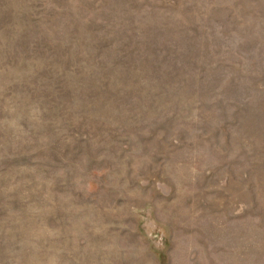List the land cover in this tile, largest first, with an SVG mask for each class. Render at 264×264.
Wrapping results in <instances>:
<instances>
[{"label": "rangeland", "instance_id": "rangeland-1", "mask_svg": "<svg viewBox=\"0 0 264 264\" xmlns=\"http://www.w3.org/2000/svg\"><path fill=\"white\" fill-rule=\"evenodd\" d=\"M0 264H264V0H0Z\"/></svg>", "mask_w": 264, "mask_h": 264}]
</instances>
